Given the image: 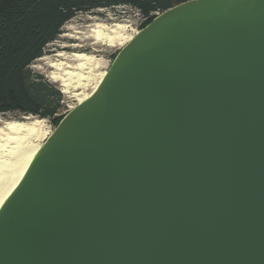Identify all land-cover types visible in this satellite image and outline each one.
Returning <instances> with one entry per match:
<instances>
[{
	"label": "water",
	"instance_id": "water-1",
	"mask_svg": "<svg viewBox=\"0 0 264 264\" xmlns=\"http://www.w3.org/2000/svg\"><path fill=\"white\" fill-rule=\"evenodd\" d=\"M0 264H264V0L139 29L0 200Z\"/></svg>",
	"mask_w": 264,
	"mask_h": 264
},
{
	"label": "trees",
	"instance_id": "trees-1",
	"mask_svg": "<svg viewBox=\"0 0 264 264\" xmlns=\"http://www.w3.org/2000/svg\"><path fill=\"white\" fill-rule=\"evenodd\" d=\"M187 0H0V115L21 114L49 120L54 128L69 111L61 89L32 63L78 13L129 6L153 18Z\"/></svg>",
	"mask_w": 264,
	"mask_h": 264
},
{
	"label": "bare ground",
	"instance_id": "bare-ground-1",
	"mask_svg": "<svg viewBox=\"0 0 264 264\" xmlns=\"http://www.w3.org/2000/svg\"><path fill=\"white\" fill-rule=\"evenodd\" d=\"M126 27L120 22H96L89 25V31L96 42L124 46L132 37L126 34ZM48 64L53 68L52 79L61 83L63 92L72 93L77 105L92 95L106 73L105 69L101 70L105 67L104 61L85 51L59 52L54 59L48 60ZM74 89L78 91L71 92ZM44 121L28 116L25 121L10 119L0 125V200L27 163L32 151L50 135Z\"/></svg>",
	"mask_w": 264,
	"mask_h": 264
},
{
	"label": "rangeland",
	"instance_id": "rangeland-1",
	"mask_svg": "<svg viewBox=\"0 0 264 264\" xmlns=\"http://www.w3.org/2000/svg\"><path fill=\"white\" fill-rule=\"evenodd\" d=\"M143 20L144 18L129 6L102 8L95 9L89 13H78L63 27V33L59 36V38L55 42L49 44L45 55L36 59L32 63L31 67L34 71L45 75L49 80L58 85L60 89H62L61 83L52 79L51 71L53 68L48 64V60L54 59L56 54L59 52L71 53L73 51H85L87 53L94 54L101 58L105 63V67L101 70L105 69L107 71L113 59L123 46H109L105 43L96 42L95 38L90 35L89 25L96 22L107 24L120 22L127 26L125 30L126 34L133 36L139 29H141V23ZM75 91H78V89H74L71 92ZM63 94L69 110L72 109V106H77V101L73 97L72 93L63 92ZM35 118L40 119L31 115V119ZM10 119L25 121L28 120V116L21 114L0 115V125L3 121ZM44 120L45 127L52 133L54 126L49 120Z\"/></svg>",
	"mask_w": 264,
	"mask_h": 264
}]
</instances>
